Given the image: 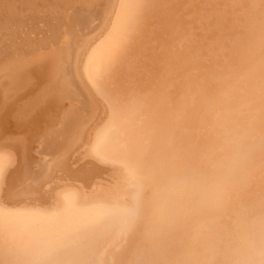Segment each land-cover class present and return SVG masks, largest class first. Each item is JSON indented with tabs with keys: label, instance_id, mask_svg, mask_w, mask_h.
I'll return each mask as SVG.
<instances>
[{
	"label": "bare ground",
	"instance_id": "1",
	"mask_svg": "<svg viewBox=\"0 0 264 264\" xmlns=\"http://www.w3.org/2000/svg\"><path fill=\"white\" fill-rule=\"evenodd\" d=\"M51 1L0 55V264H264V0Z\"/></svg>",
	"mask_w": 264,
	"mask_h": 264
},
{
	"label": "rangeland",
	"instance_id": "2",
	"mask_svg": "<svg viewBox=\"0 0 264 264\" xmlns=\"http://www.w3.org/2000/svg\"><path fill=\"white\" fill-rule=\"evenodd\" d=\"M43 1H45V0H42V7H43V9L46 11V13H45V11L42 9V11L40 12V14H39V19L36 21V19H33L32 18V21H30L31 20V17H33V16H31L30 18L28 17V16H26V18H25V16H23V18H25L24 19V22L22 21V19L20 20V21H22L25 25L27 24V27L25 26V25H23V23H21V22H19L20 24H22V26L18 23V24H16V23H14V22H12V21H10V22H2V24L3 23H5L6 25L3 27V25H1V27H0V33H5V31L7 32L8 31V34H10V35H7V33H5L4 35H5V39H4V35H1L0 37V40L2 41L3 40V42H1L0 43V55L1 56H3L7 51H9V50H12L13 48H14V44H17L16 46H19V52H16L17 50H13V55L16 53V54H20V52H21V54H23V52H26V47L28 46V44H29V46L27 47L28 49H30L31 50V52L33 51V52H35L36 50V48H37V46L42 42V41H46V45H45V47H46V49L47 48H50V47H53V45L55 46L56 45V41L55 40H52V37L54 38L55 37V35L57 34V27L58 26H63L64 24H60V25H58L59 24V21L64 17V16H62V14H61V11L58 9L59 7H60V5H58L57 7H55L54 6V4L53 3H55L54 1H51V0H47V2H43ZM68 1V0H67ZM52 3V4H51ZM46 5H49L50 6V8H49V10H47V8H46ZM72 6L73 5H71V6H69V7H67V6H65V4H64V8H65V10H69L70 12H72V13H74L75 11H76V8H73V9H71L72 8ZM71 7V8H70ZM74 7V6H73ZM75 9V11H72V10H74ZM50 12V13H49ZM44 13V14H43ZM48 14V15H47ZM52 14V15H51ZM26 15H27V13H26ZM51 16V17H50ZM53 17V18H52ZM60 19V20H59ZM55 20V21H54ZM30 21V22H29ZM12 22V23H11ZM18 22V21H17ZM28 22V23H27ZM9 23H10V25H9ZM31 25H30V24ZM33 23V24H32ZM8 24V25H7ZM15 25H17V26H15ZM28 25H30V26H28ZM36 25V26H35ZM20 26H21V28H20ZM32 26H34L33 27V29H32ZM38 26V27H37ZM65 26V25H64ZM7 27V28H6ZM14 27H15V29H14ZM29 27H31V28H29ZM36 27V28H35ZM8 28H9V30H8ZM10 28H13V29H10ZM35 28V29H34ZM3 29V30H2ZM16 29H17V32H16ZM29 29H30V31H29ZM3 31V32H2ZM9 31H10V33H9ZM14 31V32H13ZM31 31H33V33L31 32ZM31 32V33H30ZM17 34V35H16ZM24 35V36H23ZM36 35V36H35ZM3 36V37H2ZM7 36V37H6ZM11 36H13V39H17V43L15 42V40H13V39H11V40H9V38H11ZM14 36L16 37V38H14ZM18 36H19V38H18ZM20 36H21V39H20ZM3 38V39H2ZM6 38H7V40H6ZM27 38V40H25ZM31 38V39H30ZM38 38H40L39 39V41L37 42V39ZM50 38V39H49ZM19 39V40H18ZM33 39V40H32ZM4 40L6 41V43L4 42ZM14 41V43H12L13 41ZM21 40H23L22 42H19V41H21ZM28 41V42H25V41ZM48 40V41H47ZM11 41V43H9V44H7L8 42H10ZM34 41V42H33ZM51 42V43H50ZM4 45H3V44ZM24 43L25 44H27V45H25V47H24ZM38 43V45H36ZM21 44L23 45V46H21ZM33 44V45H32ZM42 44V43H41ZM51 44V45H50ZM7 45V46H6ZM9 45L10 46H12V45H14V46H12V47H9ZM36 45V46H35ZM4 46H6V47H4ZM15 46V47H16ZM34 46V47H33ZM9 49H8V48ZM33 47V48H32ZM6 49V52L4 51L5 49ZM39 48V47H38ZM17 49V48H16ZM21 50H23V52L21 51ZM25 50V51H24ZM20 54V55H21ZM1 56H0V60H2L1 59ZM3 58V57H2ZM8 83H6V85H7ZM51 86H54V87H56V82L55 81H51L50 83H49ZM53 90H55V91H53L52 93H50L49 94V96H47L46 98H45V100L46 101H48L47 99L48 98H50V97H52V95H54L55 94V92L57 91V89H53ZM42 92H43V89H42ZM37 95V94H36ZM35 95V96H36ZM36 97H38V95L36 96ZM35 98L33 97V100H34ZM67 107H71V106H67ZM74 107H75V105H74ZM68 108V109H69ZM76 108V107H75ZM44 138H42V140H43Z\"/></svg>",
	"mask_w": 264,
	"mask_h": 264
}]
</instances>
